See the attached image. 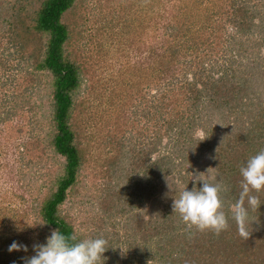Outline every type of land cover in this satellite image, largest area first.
<instances>
[{"label": "trees", "instance_id": "1", "mask_svg": "<svg viewBox=\"0 0 264 264\" xmlns=\"http://www.w3.org/2000/svg\"><path fill=\"white\" fill-rule=\"evenodd\" d=\"M83 1L0 0V94L5 97L4 88L9 87L12 102L20 101L31 110L27 98L34 94L33 85L44 78L50 100L48 112H43L45 135L32 136L21 144L0 143V157L6 156L11 147L27 153L35 144L44 153L63 159L61 168L39 185L47 190L45 196H33L34 190L30 191L34 203L31 214L46 230L35 243L24 234L29 225L20 226L28 212L10 213L3 206L9 181L1 174L6 165H0V264H25L35 255L33 246L45 244L57 228L80 241L72 223L61 216V208L78 179L85 180L81 175L85 152L80 148L78 128L87 109L82 104L86 97L80 102L77 97L80 92L87 96V91L94 98L99 94L93 85H85L97 72L90 73L84 67L85 52L75 48L71 39L73 35L82 38L76 24ZM119 1L125 29L139 20L141 4L148 8L147 16L155 26L147 48L136 49L134 57L138 61L129 71L134 80L127 77L125 83L131 88V100L137 98L146 104L142 116L153 123L154 131L143 148L132 153L122 141L108 136L109 144H114L109 146L113 152L100 162L95 174L108 181L107 198L114 202L127 199L126 215L133 212L132 205L146 191L166 197V201L155 203V219L145 221L135 214L128 217L124 228L134 229L141 244L128 241L126 248L141 257L137 264H264V240L258 231L264 225V191L253 193L261 206L249 208L248 240L239 236L231 219L229 229L218 236L189 230L172 208L181 191L201 186L194 185L193 176L204 174L202 179L227 186L228 191L222 195L224 210L230 216L229 207L242 190L240 168L264 150V0ZM110 3L105 0L106 6ZM134 32L131 36L138 42L143 34L138 28ZM142 66L143 74H135ZM104 87L109 92L102 89L105 99L96 101L110 110L116 101L115 90ZM9 108L7 118L22 119L17 108ZM2 131L1 140L11 137ZM22 131L19 124L11 129L17 135ZM116 236L109 241L108 249L116 250L121 238ZM13 242L27 246V252H9ZM151 243L157 245L156 250H151ZM113 254L103 263L119 264Z\"/></svg>", "mask_w": 264, "mask_h": 264}, {"label": "rangeland", "instance_id": "2", "mask_svg": "<svg viewBox=\"0 0 264 264\" xmlns=\"http://www.w3.org/2000/svg\"><path fill=\"white\" fill-rule=\"evenodd\" d=\"M98 1L100 4H97ZM110 1L111 6L109 7L105 5V0H84L82 6H80L81 8L77 10L80 19L77 18L76 24L78 31H82V38L78 36L76 39L74 35H71L75 48L82 49V53L85 52L87 59L84 61V67L90 73L92 71L97 72L96 75L89 76L85 85H93L94 89L99 91V94L94 98L87 91V96L85 92L83 95L80 92L77 97L78 102L84 97L87 99H85L86 101L83 99L82 102L84 107L87 108H85L84 116H82L83 121L81 124L77 123L79 124L78 140L80 141V148L85 152V165L81 172L85 180L83 178L78 179V183L72 188L66 204L61 208V216L72 223L80 240L102 237L109 243L110 240L114 241L113 239H117L116 234H118L121 238L119 240L120 243L115 244L116 250L108 249V253L105 252L103 254V260L105 261V257L109 258V255L114 252L113 256L117 263L137 264L141 257L136 252L128 251L125 243L134 241L137 244H141L139 235L135 236L136 231L130 227L125 229L124 225L128 221V217L133 214L142 216L145 221L155 219V203L166 201V197L163 196V193L154 195L146 191L140 196L142 198H139L138 202L132 205L134 208L133 212L126 215L128 207L124 205L127 199L122 197L114 202L111 197L107 198L109 196L106 192V183L108 181L102 175L95 174V170L100 165V162L110 152H113L109 146H114V144H109L107 141L108 136L122 141L125 149L132 153L133 150L137 152L143 148L147 142L146 140H148L147 136L154 131L153 123L151 121L148 122L142 116V110L145 109L146 104L141 103L140 99L137 98L135 100L132 98L131 100V88H128L125 83L127 77L134 80V78L130 77L132 72L129 71H133L138 61L134 57L137 53L136 49H141L143 46V49L147 48L151 42L150 39H152V27L155 26L147 16L148 8H145V4H141L139 5L141 6V12L138 13L139 20L132 24L134 27L125 29L124 17H122L124 14L119 9L122 4H119V2L122 1ZM137 1L140 2V0H131L134 3ZM137 28L143 34L141 40H139L140 42H137V39L134 40L131 36L135 34L134 31ZM126 31H129L130 34L127 35ZM133 40L134 43L136 42L135 44L131 42ZM75 48L73 47V49ZM73 49L71 48L70 50L74 51ZM76 54H74L75 57ZM143 68L144 66L136 68L135 74H143L141 72ZM110 77L113 79L107 85L105 81ZM42 80L33 85L34 94L27 98L30 99L27 105L28 107L32 106L31 110H27L20 101L16 104L12 102L9 87L4 88L5 97L0 94V116L2 115L4 121L0 124V130L11 135L10 138H12H7L3 141L0 137L2 145H12V142L21 144L32 136L38 138V135H40L42 138L45 135L47 123L43 119V112L45 114L48 112L47 108L50 100L48 99V90L44 89L45 82L43 83ZM104 85L110 86V88L112 87L115 90L116 101L115 104L110 106V110H104L106 108L105 104L101 103L99 105V101H96V99L103 97L101 94L104 91L109 92L105 90ZM23 87H25V84H23ZM38 87L40 89H37ZM9 107L17 108L16 110L22 115V119L18 118L16 120L17 116L15 118H7L9 115H5V112L10 110ZM90 114L94 115L92 119L89 118ZM76 115L75 117H78ZM18 124L22 125L23 128L22 133H19V135L11 132V129L14 131ZM34 145L30 146L27 153L21 152L22 150L16 151L12 147L11 149L8 148L7 155L0 157V165H6L2 166L1 174L6 182L9 181L7 183L8 199H5V196L3 197V206L10 213H14V210L19 211L20 215H22V212L29 213L20 222V226L26 223L29 225V229L26 228L24 234L27 240L32 238L30 243L40 241L42 233L46 231L40 225V220L33 213L31 214L34 204L33 196L43 197L46 195L45 192L47 190L40 189L39 185L46 181L49 176H53L63 164L62 158L48 155L41 151L40 147ZM206 159V156L203 157L199 163L202 164ZM20 173L22 179L19 177ZM30 191L34 194L33 196ZM0 197H2L1 193ZM123 207L125 213L122 212ZM258 229L259 236H262L261 238L264 240V225H260ZM156 247V244L151 243V250H156ZM259 256L262 258V255Z\"/></svg>", "mask_w": 264, "mask_h": 264}, {"label": "clouds", "instance_id": "3", "mask_svg": "<svg viewBox=\"0 0 264 264\" xmlns=\"http://www.w3.org/2000/svg\"><path fill=\"white\" fill-rule=\"evenodd\" d=\"M209 170V169H208ZM241 192L235 203L225 212L223 193L228 191L227 186L220 182H209L202 179L204 174L193 176L194 186L191 190L185 188L179 197L173 200V213L178 214L182 223L189 230L212 232L220 235L229 229V219L236 224L239 236L248 240L249 208L258 209L260 200L253 193L264 191V150H261L240 168ZM215 180V178H211ZM245 200L248 207H245ZM35 255L28 257L25 264H103V254L108 250V241L102 237L86 238L77 241L75 235L62 234L59 229L51 231L45 244L33 246ZM23 250L27 246L13 242L9 252Z\"/></svg>", "mask_w": 264, "mask_h": 264}]
</instances>
